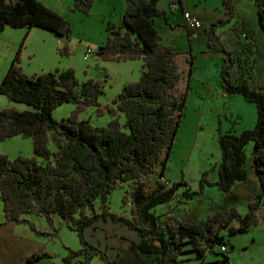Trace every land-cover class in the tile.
Segmentation results:
<instances>
[{
    "label": "trees",
    "instance_id": "trees-1",
    "mask_svg": "<svg viewBox=\"0 0 264 264\" xmlns=\"http://www.w3.org/2000/svg\"><path fill=\"white\" fill-rule=\"evenodd\" d=\"M91 2L72 0V7L86 11ZM156 2L124 0L119 23L107 26L105 41L95 48L96 55L103 59H141L138 78L123 83L110 102H98L99 80L87 78L78 82L71 66L26 74L18 64L20 45L0 78V93L31 106L0 107V139L20 134L32 143L30 156L17 154L9 158L0 152L4 221L28 222L35 232L47 233L37 229L24 213L43 215L49 223L56 213L61 223L76 231L80 241V247L71 250L83 254L75 264H86L92 254H97L103 264L119 263L118 249L110 258L104 247L85 238V226L97 219L119 222L136 232L137 239L129 238L127 247L140 259V264L177 261L179 253L187 249L196 250L195 256L202 260L204 249L214 245L215 252L222 254L221 261H227L225 249L229 241L221 230L227 234L245 231L258 221L256 209L264 197V85L254 75V42L240 21L232 20L231 0H220V15L199 27L204 31L206 47L221 52L217 68L219 88L228 95L238 93L253 102L255 122L251 128L237 133H216L220 155L212 168H216L217 177L210 180L202 170L200 185L215 183L221 194L231 195L236 182L246 181L244 146L251 141L254 193L246 201L247 210L243 213L231 205L214 208L202 218L178 217L168 209L161 213L150 210L157 203L178 200L179 185L185 196L195 192L182 178L170 183L160 180L185 105L186 89L178 85L180 73L174 47L162 42L157 32L155 19L164 16L165 11ZM253 3L264 29V0ZM168 7L184 11L182 0H172ZM228 22L226 28L219 29ZM5 25L24 26L25 34L31 26L66 37L69 34L68 22L39 0H0V30ZM192 34V27L187 25L188 42ZM59 50L67 51V47ZM188 64L189 74L190 57ZM63 101L74 103V108L65 117L52 118L51 109ZM88 105L95 106L96 113L107 111L112 117L104 125H92L87 118L77 116V111ZM120 114L122 122L118 120ZM48 133L55 145L51 151L46 145ZM155 168V183L147 187L145 177ZM123 180H129L122 195L129 206L128 214L110 211L106 204L110 190ZM95 198L99 199V209L94 207ZM42 255L48 253L37 249L26 261ZM67 261V256H62L59 264ZM208 263L211 262L199 264Z\"/></svg>",
    "mask_w": 264,
    "mask_h": 264
},
{
    "label": "rangeland",
    "instance_id": "rangeland-1",
    "mask_svg": "<svg viewBox=\"0 0 264 264\" xmlns=\"http://www.w3.org/2000/svg\"><path fill=\"white\" fill-rule=\"evenodd\" d=\"M39 1L68 22V37L58 35L52 30L39 26H31L25 34L26 28L24 26L5 25L6 28L0 30V78L19 45L18 64L23 72L31 74L40 70H51L54 67L66 68L71 66L78 82L87 78L97 79L101 82V91L97 96L100 104L110 102L123 83L138 78L141 71L140 57L113 60L100 58L95 53V48L106 39L107 26L119 23L120 14L124 8V0H92L86 11L73 8L72 0ZM182 1L187 8L193 7L195 13H203L204 24H208L220 15L218 10L221 8L220 0ZM231 1L234 9L232 20L241 21L240 18L242 17L244 19L243 24L249 30V37L254 42V75L255 79L264 85V29L257 20L253 0ZM170 2L158 0L157 6L168 7ZM190 9L189 12L195 15ZM229 23L219 26V29L226 28ZM155 26L162 42L168 43L171 40L174 42L168 44L175 46L176 61L180 73L178 85L186 89L185 105L173 137L163 176L168 179L169 183L172 180L182 178L190 190L195 192L185 196L181 193L183 187L179 185L177 189L178 200L175 202L172 200L169 203H157L150 210L153 213H161L169 208L174 210L172 213L178 217L202 218L214 208L231 205L243 213L247 210L246 201L249 199V197H243V191L237 198L227 200V197L221 194L215 183L202 182L200 185V173L205 170L210 180L216 179V168H212L220 155L216 133L226 130L228 127H231L235 133L242 129L251 128L255 122L254 103L245 100L240 94L226 96L225 101L222 102V98L219 96L220 89L218 88V94L217 92L213 93L212 85L218 80L217 68L220 64L221 52L212 51L206 47L205 34L201 27L196 28L199 37L191 35L189 47L182 21L176 24L171 22V27H169L161 16H157ZM63 46L67 47V51L59 50ZM87 48H90L91 52H86ZM202 49L203 51H201ZM186 50H189L190 53H187ZM185 55H188L187 59H185ZM189 57L192 58L190 74L187 73ZM10 105L16 109L31 107L24 102L9 100L3 93H0V107ZM221 105L220 117H218L217 110ZM73 108L74 103L63 101L54 106L50 114L52 118L60 119L67 116ZM222 111L225 112L226 116ZM77 116L87 118L92 125H104L112 117L107 111L96 113L93 105H88L77 111ZM218 118L223 122V129L217 127ZM118 120L122 122V114L118 116ZM46 145L50 151L55 147L49 133ZM251 146V141H248L244 146L246 154L244 167L247 172L244 184L250 189H252L255 175L251 167ZM0 152L9 158H13L17 154L30 156L32 143L29 137L14 134L0 139ZM37 158L39 161L42 160L40 156ZM155 175H157V168L145 177L147 187L154 185ZM242 183V181H238L233 187L237 188ZM128 185L129 180H123L110 190L106 199L108 210L128 214V203L122 200L123 192ZM241 188L240 190H242ZM260 199L257 211L263 207L264 197ZM94 207L100 208L98 198L94 199ZM24 216L37 229L48 232H35L28 222L4 221L0 199V230L6 228L8 237L13 234L9 239H16L17 236V241H31L38 249L48 253V255H42L43 257L36 259V264H59L62 261V256H67V264H75L83 258V254L80 252L71 251L80 247L76 231L61 223L56 213L51 215V223L43 215L32 212H25ZM257 218L258 221L251 224L245 231L227 234L225 230H221V233L229 241L225 249L228 256L227 261H221L222 254L215 252L217 245H214L211 249H204L202 260L195 256L196 250L194 249L182 251L178 255V264H199L201 261L202 263L211 262L210 264H256L263 262L264 216L257 212ZM83 231L88 241L100 248L104 247L108 257L112 258L118 249L120 253L118 264H128L125 260H138L134 252L127 247L129 238H137L136 232L124 224L97 219L92 224L86 225ZM3 241L6 240L3 239ZM23 263L25 264V261ZM86 264L103 263L97 254H92Z\"/></svg>",
    "mask_w": 264,
    "mask_h": 264
},
{
    "label": "crops",
    "instance_id": "crops-1",
    "mask_svg": "<svg viewBox=\"0 0 264 264\" xmlns=\"http://www.w3.org/2000/svg\"><path fill=\"white\" fill-rule=\"evenodd\" d=\"M167 1H172V0H167ZM156 4H157V2H156ZM182 4H183V10L189 11L190 8H187L185 6V4L183 3V1H182ZM158 7L160 9H162V10L165 11L164 16H161V17H162V20L169 27H171V22L174 23V24H176L179 21L180 22L182 21L183 22L184 30L186 32V26L187 25H186V23L184 21V18L182 16V12L179 9L173 8V9H171V11H169L170 8L167 7V6L164 7V8L162 6H158ZM191 9H190L191 12H194L195 13V10L193 9V7H191ZM218 10H219V14H220L221 13V8H219ZM195 16L201 21V23L203 25L204 24V19L202 18L203 17V13H197L196 12L195 13ZM240 20H241L240 23L242 24V27H243L244 32L248 36H250L248 28L246 29V26L243 24L244 19L241 17ZM3 28H6V27L4 26ZM192 31H193L194 37H199V35H197V33H196V29H193L192 28ZM186 37H187V35H186ZM168 43L173 44L174 42H172V40H171ZM188 44H189V47H190V43L189 42H188ZM174 48H175V46H174ZM189 50H186V51L189 52ZM201 51H203V49ZM187 56L188 55H185V59H186ZM191 61H192V58H191ZM220 61H221V58H220ZM190 70H191V64H190ZM40 71H44V70H40ZM40 71H36V72H40ZM189 74H190V72H189ZM218 88H219V85H218V80H217V81H215L214 85H212V91H213V93L214 92H217V94H218ZM235 94H238V93H235ZM219 96L222 98V102H224L225 101L224 98L226 96H234V95L233 94L228 95V94H226L225 92H223L220 89ZM221 108H222V105L219 106V108L217 110L218 111V117H220V112H221L220 109ZM222 112H224V111H222ZM224 114H225V112H224ZM225 116H226V114H225ZM248 120H249V117H248ZM217 125H218L217 126L218 129H223V126H222L223 125V122H222V120L220 118L217 119ZM227 130L233 132V130H232L231 127H228L226 130H223V131H227ZM216 177H217V174H216ZM241 187H243L245 190L243 188H241ZM240 188L242 190H240ZM241 191L244 192L243 197H249V196H251L254 193L253 184H252V189H250V187H247L244 183H242L237 188H235V187L232 186L231 195H229L227 197V200H229V199L230 200H233V198H237V196L240 194ZM262 206H263L262 209L260 211H257V212H258L259 215L261 213L264 216V202L262 203ZM167 209L169 210V212H174V210H171L169 208H167ZM7 232H8V230L6 228H2V230H0V240H1L0 241V264H24L23 263L24 261H25V264H29V263L30 264H36L35 262L37 260L32 261V262H27L26 261V257L30 253H32V251L37 250L38 247H36L31 241H17V236H16V239H13V238L9 239V237H11V235H13V234L9 235V237H8ZM3 239H5L6 241H3ZM134 239H137V238H134ZM35 247H36V249L34 250ZM137 259L138 260L132 259V260H129V261L128 260H125V261H126V263L128 262V264H140V259L138 257H137ZM178 263H179V260H177V261H171V262H168L166 264H178Z\"/></svg>",
    "mask_w": 264,
    "mask_h": 264
},
{
    "label": "built area",
    "instance_id": "built-area-1",
    "mask_svg": "<svg viewBox=\"0 0 264 264\" xmlns=\"http://www.w3.org/2000/svg\"><path fill=\"white\" fill-rule=\"evenodd\" d=\"M173 7H175L176 5L175 4H171ZM183 17H184V21L185 23L189 26V27H192V28H197L201 25V21L192 13H190L189 11H183L182 13ZM86 52H91V49L90 48H87L86 49ZM160 180L163 181L164 183H167L168 182V179L165 178L164 176L160 177ZM219 248L221 250L224 249V246L223 245H220Z\"/></svg>",
    "mask_w": 264,
    "mask_h": 264
}]
</instances>
